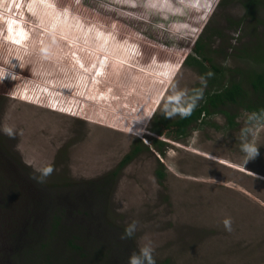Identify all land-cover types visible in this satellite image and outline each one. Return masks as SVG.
<instances>
[{"label": "rangeland", "instance_id": "374dc122", "mask_svg": "<svg viewBox=\"0 0 264 264\" xmlns=\"http://www.w3.org/2000/svg\"><path fill=\"white\" fill-rule=\"evenodd\" d=\"M150 13L158 19L150 26L127 22ZM161 24L184 40L164 42L153 30ZM196 41L219 71L201 56L203 70L185 63ZM260 51L264 0H0V126L14 131L0 132V264H24L10 253L17 238L40 253L32 250L26 264L50 263L38 241L50 239L59 212L61 250L84 196L96 229L116 232L92 241L112 259L123 245L135 251L151 241L156 263L264 264V123L255 134L259 155L245 165L238 138L252 112L239 104L211 111L183 137L152 130L154 118L193 97L199 105L207 90L231 82L249 90L248 74L264 70ZM47 165L53 171L42 177ZM111 172L107 193L95 194L93 184ZM132 221L135 232L120 241Z\"/></svg>", "mask_w": 264, "mask_h": 264}, {"label": "trees", "instance_id": "16d2710c", "mask_svg": "<svg viewBox=\"0 0 264 264\" xmlns=\"http://www.w3.org/2000/svg\"><path fill=\"white\" fill-rule=\"evenodd\" d=\"M173 4H178L179 0H169ZM257 0H249V4H256ZM213 4V3H212ZM253 6V5H252ZM120 8L128 9L130 11L135 12H143L144 8L141 6H129V5H120ZM114 10V9H111ZM158 20L157 16L153 13L148 14L146 17H140L137 15H127V22L129 24L132 23H140V24H146L147 26H150L152 21ZM184 20L189 23V25H196L198 23L203 22L201 19H193L192 17L184 16ZM155 26V25H154ZM154 32L157 33L159 36H161L164 42H169L170 44H179L181 41L184 40V37L176 34L175 36H171L164 25L155 26ZM203 50V44L199 41H196V43L193 45L192 53L187 55L185 59V63L189 65H194L199 68V70H203L205 68V65L203 62H206L207 64H210L211 68L214 70L219 71L217 68L214 67L210 63V59L208 57H205L202 55ZM260 55H262V59L264 60V51H260ZM202 57L199 59L198 57ZM247 82L249 84V90H246L243 88L242 84L240 82H231L228 85L225 86H219V88L210 89L205 91L202 102L200 101L199 105L194 106L190 112L189 115L178 118L174 120H169L164 117L154 118L153 123V131H155L158 135H168L172 136L173 138L183 137L186 134L187 127L192 124L199 121H202L204 116L209 115L211 111L219 110L220 106H223L225 104L231 103V104H239L246 109H248L250 112H257L259 113L261 110H264V70L260 72H252L248 74L247 76ZM0 95H3L0 93ZM1 97V96H0ZM227 115V118L232 123V115L225 112ZM154 145H156L158 148L161 147L164 143L158 139H153ZM137 152V147L132 150L131 153L126 154L124 158L122 159L120 165H122L124 162H127L133 154ZM115 172L108 173L105 177L100 178L97 180L93 186L96 193H102L105 195L107 191L109 190L110 185L112 184L113 177ZM57 213L52 216L53 218V230L50 232L49 240H53L54 244L57 242V240L60 237H56L55 230L58 228V225L60 223L56 222L58 220V217L55 220ZM59 221V220H58ZM60 222V221H59ZM65 233L68 232L66 237H63L61 239L62 243V249L60 250L58 245H54L56 247L57 257L54 255V250L52 251L47 244L46 241L49 240H42L38 241V248L40 251L43 252L44 256H47V259H52L50 263L47 262V264H86L85 262H80L79 259H83L85 261H88V264H126L127 257L131 252L134 250L129 246L128 248L123 245L122 250H117V252H120V254L117 255V258L112 259V252L108 248H100L94 245H87L86 243L84 245L79 244L77 241H75V237L71 232L70 226L64 227ZM64 233V234H65ZM98 233V234H97ZM114 233L116 234L115 230L112 228L104 227V228H98L96 230V233L93 232L94 236L92 235V241H99L102 240L103 237H99L101 234L106 239H111L109 237L114 236ZM70 234V235H69ZM123 236V235H122ZM115 238V237H114ZM120 241L125 242V238L119 237ZM60 240V239H59ZM30 244V243H29ZM93 244V243H92ZM104 245V244H102ZM27 254H30V252L33 250L34 253L37 254V256L40 254L37 250L32 249L31 244L27 247H24ZM48 250L47 254L45 255V251ZM32 251V252H33ZM47 260V261H48ZM75 262H74V261ZM61 261V262H60ZM109 262V263H108ZM155 264H166L165 261L156 263Z\"/></svg>", "mask_w": 264, "mask_h": 264}, {"label": "clouds", "instance_id": "9594fccd", "mask_svg": "<svg viewBox=\"0 0 264 264\" xmlns=\"http://www.w3.org/2000/svg\"><path fill=\"white\" fill-rule=\"evenodd\" d=\"M212 73H208V76H211ZM178 95H183V93H178ZM198 97H193L191 102L187 103V105L179 110V112L174 111H165V118H171L173 115H180L181 117L187 116L190 114L192 108L195 105V101ZM264 123V110H261L259 113L252 112L245 114L244 125L241 127L239 132V151L243 154L242 163L245 165L250 160L255 159L258 155V148L255 134L256 128ZM0 132L8 135L9 137H13L14 131L12 127L7 125L0 126ZM53 171L51 165H47L41 169V176L46 177L51 174ZM221 223L223 224L224 230L230 232L232 230V221L229 217H225ZM136 230V222L132 221L128 226L124 229L123 236L121 238H128L133 235ZM153 247L151 241H146L142 245L138 247L137 250L131 252L127 257L126 264H155V260L153 258Z\"/></svg>", "mask_w": 264, "mask_h": 264}, {"label": "flooded vegetation", "instance_id": "af4514ba", "mask_svg": "<svg viewBox=\"0 0 264 264\" xmlns=\"http://www.w3.org/2000/svg\"><path fill=\"white\" fill-rule=\"evenodd\" d=\"M2 96V95H0ZM80 200V199H78ZM76 208L78 211V215L81 217V219L76 218L75 220H72V228L75 233H72L73 236L75 237V241H77L79 244L84 245L85 243L87 245H92V235L94 236L93 232L96 233V227H95V221L98 219V217L95 215V208L92 207V198L88 197V196H84L80 202L76 203ZM58 217L59 221L61 218L60 213L58 212V214L55 217ZM56 221L58 223H60L59 221ZM62 223V222H61ZM103 236L102 234L99 236L101 237ZM20 241H22L21 239L17 238L14 239V243H10L11 248L13 245L12 250H10V253L13 254L16 257H21V258H25V261H29V254L26 253L27 249L23 248V245L20 244ZM23 261V259H22ZM24 261V264H26ZM12 264V262H11ZM13 264H21V261H17L14 260Z\"/></svg>", "mask_w": 264, "mask_h": 264}, {"label": "snow or ice", "instance_id": "6c2138e0", "mask_svg": "<svg viewBox=\"0 0 264 264\" xmlns=\"http://www.w3.org/2000/svg\"><path fill=\"white\" fill-rule=\"evenodd\" d=\"M40 2L44 3V2H47V0H40Z\"/></svg>", "mask_w": 264, "mask_h": 264}]
</instances>
